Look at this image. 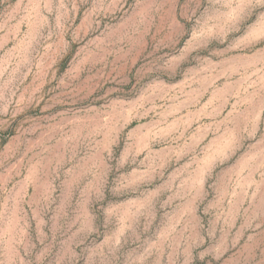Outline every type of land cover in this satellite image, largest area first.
<instances>
[{"label": "rangeland", "instance_id": "1", "mask_svg": "<svg viewBox=\"0 0 264 264\" xmlns=\"http://www.w3.org/2000/svg\"><path fill=\"white\" fill-rule=\"evenodd\" d=\"M0 264H264V0H0Z\"/></svg>", "mask_w": 264, "mask_h": 264}]
</instances>
